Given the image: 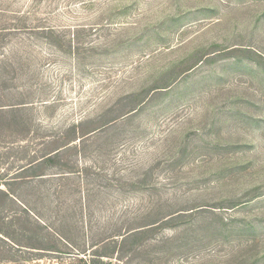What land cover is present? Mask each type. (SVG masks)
<instances>
[{"label":"rangeland","instance_id":"rangeland-1","mask_svg":"<svg viewBox=\"0 0 264 264\" xmlns=\"http://www.w3.org/2000/svg\"><path fill=\"white\" fill-rule=\"evenodd\" d=\"M25 101L7 168L71 144L12 185L38 219L0 193L37 247L0 264H264V0H0V105Z\"/></svg>","mask_w":264,"mask_h":264},{"label":"trees","instance_id":"trees-1","mask_svg":"<svg viewBox=\"0 0 264 264\" xmlns=\"http://www.w3.org/2000/svg\"><path fill=\"white\" fill-rule=\"evenodd\" d=\"M28 103L30 102L25 101V102H19L15 104H9L10 108H5L4 107L5 104L0 105V122L2 121V125H5L4 121L8 123V127L5 128V132L1 133L0 135L10 136L8 137V139L12 138L11 141L2 140V143L5 145V147H2V148H5L6 150L11 149L7 157L5 156V153H3V150L5 149L0 148V165L4 164L6 168H7L6 164H9V162L13 163L15 162L14 161L15 159H18V158H15V154H14L15 149L12 148L11 146H14L17 143H19V145L22 146L23 145L22 142L26 143L28 141L27 139L31 131V125L27 121V119H25L24 116L21 114L22 110L28 109L29 107ZM18 124L22 126L23 131L21 133H18V135H15L16 138L15 137L13 138L11 136H14L13 134H15L16 132V130L14 131L13 127H16ZM70 144L71 143L61 145L60 147H57L53 150H49L48 152L42 153L38 156L30 155V153L26 151V155L23 157H20L18 160V162H22L21 164H17V166L13 164L14 165V166L12 165L13 168L12 166L7 168V170H9V174L4 172L5 169L3 168L5 166L1 167L0 174H4L1 180L3 181V184L6 188L5 189L0 188V193L12 203L21 205L23 207L22 208L23 213L27 216V220L29 217H36L38 219L37 216H40V214L37 213L33 208H31L28 205V203L23 199V197L18 193V191L12 188V185L15 184L16 181H23V179L28 180V178H42V179L46 178L48 174L45 171H43L44 168H46L47 166H52V165L57 164L59 161L57 159L61 157V154H62L61 151ZM6 146H9V147H6ZM11 168L12 170H10ZM65 168H67V166H65ZM65 170H68V171H65ZM61 171L62 172L60 173L58 172L59 176H63V174H66V172H69V173L75 172L71 168L61 169ZM49 230L51 232L53 231V234L56 236V238L62 243H64L65 245L69 247L74 246L73 242H71L63 234L58 232L59 230L53 229L51 227H49ZM0 233L2 235L0 236V239L5 244H8V241H10V242H13V244L18 245L21 248H24L23 246H27V248L29 247L37 248V247H32V246L17 243V241H15L11 235H9L8 233H5V231L3 230H0ZM138 234L139 233L137 232H132V233L130 232L127 235H123V238L120 241L113 239L114 241H112V243L116 242V245H123L127 241L131 240L133 237L137 236ZM43 249L47 251L56 250V249L47 248V247ZM56 251H60V250H56ZM118 251L119 250L116 249L115 252L117 253ZM103 256H107V255L96 253L89 260L93 261V259L102 258ZM96 262L97 260L96 261L94 260V264H97Z\"/></svg>","mask_w":264,"mask_h":264}]
</instances>
